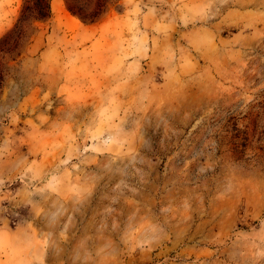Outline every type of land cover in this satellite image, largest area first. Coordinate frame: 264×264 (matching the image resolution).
Instances as JSON below:
<instances>
[{"label":"rangeland","instance_id":"rangeland-1","mask_svg":"<svg viewBox=\"0 0 264 264\" xmlns=\"http://www.w3.org/2000/svg\"><path fill=\"white\" fill-rule=\"evenodd\" d=\"M0 264H264V0H0Z\"/></svg>","mask_w":264,"mask_h":264}]
</instances>
